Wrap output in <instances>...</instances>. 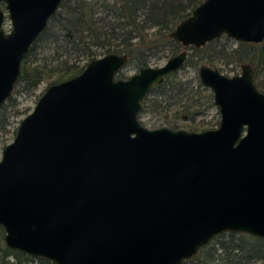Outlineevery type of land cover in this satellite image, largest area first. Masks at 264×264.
Segmentation results:
<instances>
[{
  "label": "water",
  "instance_id": "1",
  "mask_svg": "<svg viewBox=\"0 0 264 264\" xmlns=\"http://www.w3.org/2000/svg\"><path fill=\"white\" fill-rule=\"evenodd\" d=\"M61 1L0 0V108ZM223 35L263 43L264 0H204L169 38L186 49ZM186 58L120 79L128 57L111 53L45 89L2 151L8 249L52 264H183L224 233L264 239V93L250 64L232 77L198 67L216 129L139 121L143 100Z\"/></svg>",
  "mask_w": 264,
  "mask_h": 264
},
{
  "label": "trees",
  "instance_id": "2",
  "mask_svg": "<svg viewBox=\"0 0 264 264\" xmlns=\"http://www.w3.org/2000/svg\"><path fill=\"white\" fill-rule=\"evenodd\" d=\"M204 0H62L47 27L25 55L19 80L11 97L0 108V132L18 117V92L32 95L41 83L53 85L70 79L86 64L107 54L126 55L128 63L117 78L126 79L128 69L136 72L180 53L181 46L169 34ZM182 71L193 69L190 78L173 73L151 90L143 100L139 117L161 115L164 124L180 129L178 121L190 122L188 131L213 129L203 120L208 109L215 108L212 93L203 87L197 76L200 65L224 68L250 64L254 68V84L264 93V42L239 43L225 35L201 48L189 47ZM178 106L170 121V107ZM15 135V131H14ZM0 229V264H52L8 249ZM183 264H264V239L243 233H224L201 248Z\"/></svg>",
  "mask_w": 264,
  "mask_h": 264
},
{
  "label": "rangeland",
  "instance_id": "3",
  "mask_svg": "<svg viewBox=\"0 0 264 264\" xmlns=\"http://www.w3.org/2000/svg\"><path fill=\"white\" fill-rule=\"evenodd\" d=\"M3 28L5 31H9L10 30V22L8 20L5 21ZM188 52V51H187ZM170 58V57H169ZM168 59V58H167ZM167 59H162L158 62H152L150 64V66L153 67H159L162 66ZM211 67V66H210ZM217 70H219L222 74L228 76V77H232L235 75H239L241 69L240 68H236L235 66H229V68H224L221 64H216L214 67ZM136 71L133 69H128L126 72L127 78L131 75H133ZM179 74V76L181 78H190L192 76H194L196 73L193 71V69H188L186 71H178L177 72ZM50 85H48L47 82H43L40 84V86L37 88V90L34 92V94L32 95H26L23 93L18 92L17 94H14V97H16V101H17V110L21 112V114L18 117H13L9 120V124L6 128L7 133L5 132H0V160H1V156H2V151L3 148L10 144L13 139H14V131L16 130V127L18 126V123L20 122V120L22 118H24L27 114H29L33 108L36 105V102L38 101L39 97L42 95V93L45 91V89L47 87H49ZM215 107V106H214ZM181 108L178 106H172L170 107V110L167 113V116H169V120H172V116L175 114V112L180 111ZM163 115V114H161ZM161 115L156 114V112H153L152 114H145L142 115L139 118V121L141 122V124H143V126H145L148 129H156V128H161V127H167V125L164 124L163 118L161 117ZM219 114L217 111V108H211L208 109V111L206 112V114L204 116H198L196 118V123L198 124L199 121L203 120L205 123H209V125H214L213 129H216L219 125ZM190 122H185V121H178V125L182 126L183 128L180 129H185L188 128L190 124H188ZM188 130V129H185ZM199 132V131H197Z\"/></svg>",
  "mask_w": 264,
  "mask_h": 264
},
{
  "label": "flooded vegetation",
  "instance_id": "4",
  "mask_svg": "<svg viewBox=\"0 0 264 264\" xmlns=\"http://www.w3.org/2000/svg\"><path fill=\"white\" fill-rule=\"evenodd\" d=\"M187 49V48H186ZM186 49H184V48H182L181 47V49H180V52L182 51V50H186ZM186 52H187V50H186ZM187 54H188V52H187ZM172 57V56H171ZM187 59V58H186ZM186 61V60H185ZM184 64H185V62H184Z\"/></svg>",
  "mask_w": 264,
  "mask_h": 264
}]
</instances>
